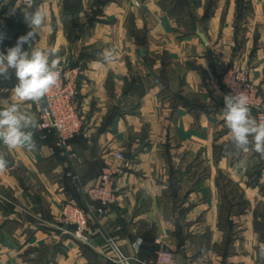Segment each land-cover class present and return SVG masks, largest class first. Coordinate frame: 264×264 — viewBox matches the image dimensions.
I'll use <instances>...</instances> for the list:
<instances>
[{
    "label": "crops",
    "instance_id": "0c3cea01",
    "mask_svg": "<svg viewBox=\"0 0 264 264\" xmlns=\"http://www.w3.org/2000/svg\"><path fill=\"white\" fill-rule=\"evenodd\" d=\"M139 1L34 0L46 24L31 42L56 48L60 66L80 69L86 127L71 153L38 129L36 150L2 149L9 164L0 172L7 200H0V244L43 245L40 231L54 229L65 204L83 203L81 193L99 187L103 169L121 166L114 156L123 153L130 169L116 183L117 200L91 216L88 246L81 250L70 234L46 241L55 243L51 263L109 264L98 252L113 241L133 264H155L158 242L177 264L195 261L204 249L217 264H264V158L233 150L219 80L225 70L242 67L264 89V0H215L212 14L207 0L197 2L193 21L206 42L197 35L177 41L170 17L164 14V23L153 15L158 0ZM13 8L20 13L9 20V48L31 31L21 0H0V18L10 19ZM143 15L150 18L145 25ZM105 49H115L116 60L102 66L97 61ZM7 82L0 98L12 102L14 74ZM40 103L24 102L23 109L38 118ZM222 176L236 188L229 200L242 194L241 209L234 203L226 210ZM3 255L5 264H18L20 258Z\"/></svg>",
    "mask_w": 264,
    "mask_h": 264
},
{
    "label": "clouds",
    "instance_id": "9594fccd",
    "mask_svg": "<svg viewBox=\"0 0 264 264\" xmlns=\"http://www.w3.org/2000/svg\"><path fill=\"white\" fill-rule=\"evenodd\" d=\"M25 4L22 12L31 31L19 37L15 46L8 48L6 53L0 51V80H11L13 74L16 79L12 87V102L0 98V172L5 171L9 164L7 153L2 149L36 150L34 130L38 129L39 123L33 113L23 109V103H39L59 84L61 77L58 50L54 47L41 49L31 42L38 35L37 30L45 26L46 15L39 7H34V0H25ZM25 44L29 45L27 50L24 49ZM115 60V49H105L97 63L103 66ZM221 116L230 131L234 151H253L264 158V121H258L251 115L243 91L224 96Z\"/></svg>",
    "mask_w": 264,
    "mask_h": 264
},
{
    "label": "built area",
    "instance_id": "2783aa9c",
    "mask_svg": "<svg viewBox=\"0 0 264 264\" xmlns=\"http://www.w3.org/2000/svg\"><path fill=\"white\" fill-rule=\"evenodd\" d=\"M21 1L26 5L25 0ZM19 13V8H13L10 11V19L0 18V37H2L0 51L2 52L6 53L9 48L8 43L11 35L9 20L16 18ZM60 71L59 84L41 100L38 129L54 134L61 149L66 153H71L73 142L84 134V118L79 102L81 72L78 67L72 65L60 66ZM226 77L230 81L226 85L232 90V93L243 91L244 94L252 95L253 86L245 73L231 72ZM247 103L250 109H255L257 112L258 121H264V105L257 95L252 100L247 97ZM114 157L122 163L121 166L105 167L100 178V186L87 191L86 199L88 197L89 211L82 208L81 205L69 203L63 208L62 214L55 219L60 225L66 224L72 227L76 231L75 239L86 240V235L89 232L88 217L93 216L95 212L104 213L117 200L116 183L130 169V162L123 153H116ZM158 244H160V248L155 264H177L174 252L161 245L160 242ZM114 245L117 259H119L116 264H133L135 258L128 257L116 244ZM135 248L137 249V247ZM208 253L205 249L202 250L197 259L189 264H217L207 260Z\"/></svg>",
    "mask_w": 264,
    "mask_h": 264
},
{
    "label": "rangeland",
    "instance_id": "374dc122",
    "mask_svg": "<svg viewBox=\"0 0 264 264\" xmlns=\"http://www.w3.org/2000/svg\"><path fill=\"white\" fill-rule=\"evenodd\" d=\"M145 1L146 0H140L139 2H140V4H143ZM199 1L200 0H158V4H159L158 8L159 9L155 10L153 12V15L156 14V15L160 16L161 21H163L164 23H168L167 19H168V17H170V20H171L172 25H173V28L170 29L171 32L172 31H175L176 33L180 32L179 36H176V38H175L177 41L179 38L185 39L186 37H188V35L196 36L197 31L200 29L197 28V25L194 23L193 20H195L194 18L196 16L199 17V14H198L199 8L197 7V2H199ZM207 2H208V4L207 3L205 4L206 6H208L207 10L211 7L208 11L209 12L211 11L210 14H212L214 11V9L212 8V5L213 4L216 5L218 3H215V0H207ZM136 5H138V2H136ZM151 13H152V11H151ZM164 14L167 15L168 17L164 16ZM148 19H150L148 16L143 15V23H144L143 25H145V23H147V21L149 23ZM164 19H166V20H164ZM153 20H154V17H152V14H151V39H152V41H154L153 35H155V34H153V28H155L156 27L155 25H157L155 22L153 23ZM167 25H169V24H167ZM141 26H142V23H141ZM148 32L149 31H147V29H145L143 32H141V35L142 34L145 35V33L147 34ZM167 35H169V31L166 32V36ZM164 36H165V34H163V33L160 35V37H164ZM171 40L173 42L172 38H171ZM231 72L245 73L249 82L253 86V91H252L253 96L249 95V94H245L246 97H248L249 99L252 100L253 97L255 95H257V98H259L261 100L262 104L264 105V89L262 88V86L260 84L256 83L251 78L250 72L246 68H242V67L232 68V69L229 68L221 74L219 80H220V84H221V87H222L225 95L232 93V90H230L226 85V83L230 82L226 76L228 74H230ZM150 74H151V71H150L149 75H147L146 77H150ZM7 81L8 80H0V87L7 84L8 83ZM250 113L254 118H256L258 120L257 112L255 111V109L251 108ZM37 120L39 123V115H38ZM85 121L86 120L84 119V127H86ZM255 154H257V153L251 151V152L246 154V158L251 160L255 156ZM230 181H231V179H229L227 176L221 177V184H222V187L224 188V191H225L226 197H227V199L224 197L225 200H223V202L225 203V207H227L226 210H228L229 208H232L234 203H235L237 209H241V208H239V206L240 207L242 206L241 205L242 200L240 198L242 194L240 193L239 190L236 192V194L234 193L235 196H234V199L232 201L228 199V197L231 196L230 193H232V191L234 189H236L235 185L233 183H231ZM238 186L239 185L236 184V187H238ZM86 195H87V192L85 193V198H86ZM0 200L2 202L7 201L4 198V196L1 194V192H0ZM86 201H88V197H87ZM77 202L75 204H78L79 206L81 205L82 208H85V206L83 205L81 200H80V203H77ZM67 204H69V203H67ZM67 204H65V205H67ZM65 205L63 206V208L65 207ZM63 208H62V211H63ZM96 208H98V207H96ZM62 211H61L60 215L62 214ZM60 215H58L57 217H59ZM57 217H55L53 220V226H54L55 230L53 228H51V226L49 225L50 226L49 231H40L39 239L41 240V242H44L43 245H41V246H31L29 248H23L21 246L22 244L13 240V246L11 247V249H9V247H7V246L4 247L3 241H1V244H0V264H5V262L2 259L3 257L6 256V255H3L4 250L7 251L12 256H16V257L20 258L18 264L19 263L20 264H55V263H51L52 255L55 256V252L53 253L54 249L52 250L51 246L55 245V243L51 244L50 242H46V241H54V240L57 241L61 238V236L68 235V234H70L72 236V238L74 239V244H76L78 247H80L81 250H84V247L88 246V240L91 239V238H88V236L90 234V224H91L90 218H92L93 216L92 217L90 216V218L88 217L89 232L86 235L87 239L84 241H80V240L74 238L76 231L73 228H71L70 226H68L66 224H64V225L58 224L55 220ZM47 226H48V224H47ZM59 228H61V229H59ZM2 229L3 228L0 227V237H2V234H3ZM60 240H59V242H60ZM114 244L115 243L113 241H110L108 248L105 251V253H103L104 251L98 252L99 255L106 257L107 262L109 264H116V262L119 260V259H117L118 256H117V251L115 249ZM16 245H18V247H16ZM61 245H59V247ZM5 248H7V249H5ZM60 248H63V249H61L62 250L61 255L62 256L67 255L66 250L68 248H66L65 245H62ZM22 251H23V253H22ZM15 264H17V262H15Z\"/></svg>",
    "mask_w": 264,
    "mask_h": 264
},
{
    "label": "water",
    "instance_id": "95a60500",
    "mask_svg": "<svg viewBox=\"0 0 264 264\" xmlns=\"http://www.w3.org/2000/svg\"><path fill=\"white\" fill-rule=\"evenodd\" d=\"M197 35L204 41L206 42V38L205 36L200 32V30L197 31ZM81 198H82V201H83V205L85 206V208L87 209V211H89V208H88V205H87V201H86V198H85V195L83 193H81Z\"/></svg>",
    "mask_w": 264,
    "mask_h": 264
}]
</instances>
